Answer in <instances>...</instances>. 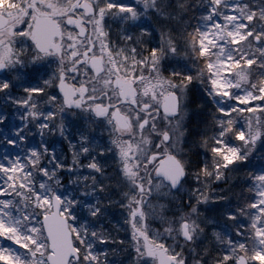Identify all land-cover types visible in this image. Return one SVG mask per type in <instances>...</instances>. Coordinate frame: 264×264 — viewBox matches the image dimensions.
<instances>
[{
    "label": "snow or ice",
    "instance_id": "obj_1",
    "mask_svg": "<svg viewBox=\"0 0 264 264\" xmlns=\"http://www.w3.org/2000/svg\"><path fill=\"white\" fill-rule=\"evenodd\" d=\"M0 148V264H264V0H0Z\"/></svg>",
    "mask_w": 264,
    "mask_h": 264
},
{
    "label": "rangeland",
    "instance_id": "obj_2",
    "mask_svg": "<svg viewBox=\"0 0 264 264\" xmlns=\"http://www.w3.org/2000/svg\"><path fill=\"white\" fill-rule=\"evenodd\" d=\"M39 139V137H37V140ZM3 149L2 148H0V151H2ZM69 161H70V157H69ZM130 233H131V229H130V227H129V229H128V232H127V234H125V233H121V236L120 237H118V238H121V239H130Z\"/></svg>",
    "mask_w": 264,
    "mask_h": 264
}]
</instances>
